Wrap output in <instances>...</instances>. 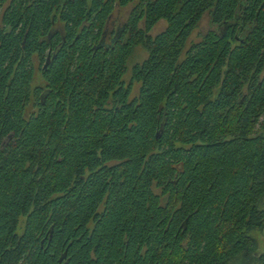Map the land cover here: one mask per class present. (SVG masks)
<instances>
[{
    "label": "trees",
    "instance_id": "1",
    "mask_svg": "<svg viewBox=\"0 0 264 264\" xmlns=\"http://www.w3.org/2000/svg\"><path fill=\"white\" fill-rule=\"evenodd\" d=\"M263 200L264 0H0V264H264Z\"/></svg>",
    "mask_w": 264,
    "mask_h": 264
},
{
    "label": "rangeland",
    "instance_id": "2",
    "mask_svg": "<svg viewBox=\"0 0 264 264\" xmlns=\"http://www.w3.org/2000/svg\"><path fill=\"white\" fill-rule=\"evenodd\" d=\"M130 9H131V7H128L125 9L116 8L114 10V12L112 13V15H111V17L107 23V26H106V30H107V35H106L107 41L106 42L107 43H109V39H111V37L113 36L112 34L118 28L123 26V24L125 23L128 15H129ZM165 26H166V23L164 21L158 22V24L152 29L150 35L151 36L156 35L157 33L161 32L165 28ZM211 28L212 27L210 26L209 18L206 15L200 21L198 27L192 32L188 42L189 43L199 42L201 40L202 36L205 33H207L208 31H210ZM146 57H147V53L143 48H141V47L135 48V50L132 53V56L130 57V59L128 61L127 73L124 76V82L125 83H128L130 80V69H131V67L136 63L142 62ZM33 66L35 69L33 85H43V81L41 80L40 74L38 71L39 66H38V61L36 58L33 60ZM138 87H139V84H137V83L133 84L132 93H131L129 99H132L133 97H135L137 95ZM259 208L264 210V200L261 202ZM21 223H22V220H20V225H21ZM251 236L255 239V243H256L255 251H256V253H263L264 252V227L260 230L253 231L251 233ZM233 264H239V263H233ZM246 264H248V263H246ZM252 264H257V263H252Z\"/></svg>",
    "mask_w": 264,
    "mask_h": 264
},
{
    "label": "water",
    "instance_id": "3",
    "mask_svg": "<svg viewBox=\"0 0 264 264\" xmlns=\"http://www.w3.org/2000/svg\"><path fill=\"white\" fill-rule=\"evenodd\" d=\"M46 66H47V63H45L44 68H46ZM182 228L183 229L186 228V221L182 224ZM65 256H66V251L60 256L59 262H61L65 258Z\"/></svg>",
    "mask_w": 264,
    "mask_h": 264
}]
</instances>
